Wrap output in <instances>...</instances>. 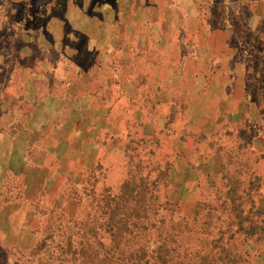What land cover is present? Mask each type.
I'll return each mask as SVG.
<instances>
[{
    "label": "rangeland",
    "instance_id": "374dc122",
    "mask_svg": "<svg viewBox=\"0 0 264 264\" xmlns=\"http://www.w3.org/2000/svg\"><path fill=\"white\" fill-rule=\"evenodd\" d=\"M165 232L264 264V0H0V264Z\"/></svg>",
    "mask_w": 264,
    "mask_h": 264
},
{
    "label": "trees",
    "instance_id": "16d2710c",
    "mask_svg": "<svg viewBox=\"0 0 264 264\" xmlns=\"http://www.w3.org/2000/svg\"><path fill=\"white\" fill-rule=\"evenodd\" d=\"M143 188H141L138 195L142 194L144 197L147 196L149 200H152L151 205H149L148 213H151L156 219L158 217L155 223L148 222L144 229L151 230L157 224H167L165 227L167 228L172 222V217L174 216L173 211L175 209L174 212H176V207H171L168 203L162 205V207H160L159 204L156 205V198L153 192L148 191L146 188L144 189L147 191L142 192ZM162 212L167 214L165 217H168V219L164 217L159 218ZM146 220L148 219L146 218ZM179 232L183 235L186 234L183 233V230L178 231V233ZM168 238H172V240L171 247L167 249L165 246H167L168 242L166 241ZM183 238L184 236H182V240ZM120 242V244H115L113 246L110 244V248H105L104 250H98V248H103V243L101 241L95 243L97 247L96 250H86L89 247L86 249L84 248V250H73L71 255L74 257V263L71 264H204L207 259V255L204 254L202 250L190 245L191 242H188V244L185 242L183 246L181 240H177L176 236L168 234V232H165L163 238L164 250H148V248L146 249L144 246L141 250H128L129 248H133V245H131L133 243L130 239L125 237L123 241ZM3 262L5 263V259Z\"/></svg>",
    "mask_w": 264,
    "mask_h": 264
}]
</instances>
